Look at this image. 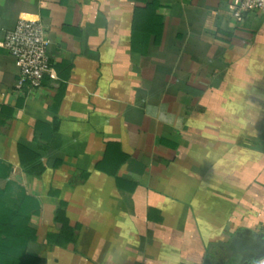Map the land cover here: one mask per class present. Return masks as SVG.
<instances>
[{
	"label": "crops",
	"instance_id": "obj_1",
	"mask_svg": "<svg viewBox=\"0 0 264 264\" xmlns=\"http://www.w3.org/2000/svg\"><path fill=\"white\" fill-rule=\"evenodd\" d=\"M230 2L0 0V218L28 230L29 264H244L264 245V16ZM19 19L49 41L37 89L2 45Z\"/></svg>",
	"mask_w": 264,
	"mask_h": 264
},
{
	"label": "built area",
	"instance_id": "obj_2",
	"mask_svg": "<svg viewBox=\"0 0 264 264\" xmlns=\"http://www.w3.org/2000/svg\"><path fill=\"white\" fill-rule=\"evenodd\" d=\"M229 7L235 21L250 11L264 16V0H231ZM2 45L15 60L18 86L40 88L44 78L51 72L47 54L49 41L43 25L39 21L19 19L13 29L5 33ZM258 264H264V258Z\"/></svg>",
	"mask_w": 264,
	"mask_h": 264
},
{
	"label": "trees",
	"instance_id": "obj_3",
	"mask_svg": "<svg viewBox=\"0 0 264 264\" xmlns=\"http://www.w3.org/2000/svg\"><path fill=\"white\" fill-rule=\"evenodd\" d=\"M14 222V219L7 218V216L3 219L0 218V230L4 234L7 233V238L11 239L10 249L1 251L0 259L17 264H29L32 259L24 253L28 230L25 228L22 233H19V231H16Z\"/></svg>",
	"mask_w": 264,
	"mask_h": 264
},
{
	"label": "water",
	"instance_id": "obj_4",
	"mask_svg": "<svg viewBox=\"0 0 264 264\" xmlns=\"http://www.w3.org/2000/svg\"><path fill=\"white\" fill-rule=\"evenodd\" d=\"M258 238L264 242L263 235H259ZM262 258H264V245H262L260 250L255 255H253L248 261H246L244 264H255Z\"/></svg>",
	"mask_w": 264,
	"mask_h": 264
}]
</instances>
